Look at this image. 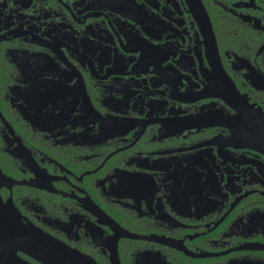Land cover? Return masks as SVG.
I'll use <instances>...</instances> for the list:
<instances>
[{
    "label": "flooded vegetation",
    "instance_id": "obj_1",
    "mask_svg": "<svg viewBox=\"0 0 264 264\" xmlns=\"http://www.w3.org/2000/svg\"><path fill=\"white\" fill-rule=\"evenodd\" d=\"M0 167V264H264V0H0Z\"/></svg>",
    "mask_w": 264,
    "mask_h": 264
},
{
    "label": "water",
    "instance_id": "obj_2",
    "mask_svg": "<svg viewBox=\"0 0 264 264\" xmlns=\"http://www.w3.org/2000/svg\"><path fill=\"white\" fill-rule=\"evenodd\" d=\"M38 86V85H37ZM41 101L42 100H37V103L38 104H40V106H41ZM28 116V115H27ZM43 117H45V116H43ZM35 118H38V117H33V116H28L27 117V119H29L30 120V122L34 125V126H38L37 125V123L34 121V119ZM9 152H11V154H13L15 157H17L18 155H16L15 153H13L12 151H9ZM12 180V181H11ZM9 181H11L12 183H15L16 181L15 180H13V179H11L8 175H6L4 172H3V170L1 169V167H0V190H1V186L2 185H5V184H8L7 182H9ZM8 204L7 203H4L3 202V200H2V197H1V193H0V212L3 210V208L5 207V206H7ZM39 249H41V247L39 248ZM61 249V252H60V255H61V257H62V262L64 261L65 262V258H64V256H66V255H68L69 257H70V259L72 258V259H75V260H77V258L78 259H82V260H85V259H88L86 256H84L82 253H81V255H80V253H77V251H75V250H73V249H71V250H69V249H66V248H64V249H62V248H60ZM57 260H58V258H57ZM59 261V260H58ZM93 261H95V260H93ZM96 263V262H95ZM96 264H98V263H96Z\"/></svg>",
    "mask_w": 264,
    "mask_h": 264
}]
</instances>
